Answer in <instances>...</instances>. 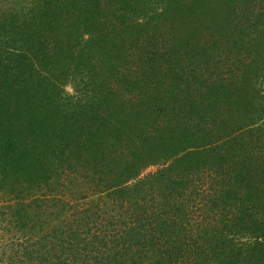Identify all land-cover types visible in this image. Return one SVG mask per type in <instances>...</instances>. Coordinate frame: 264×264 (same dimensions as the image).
I'll return each mask as SVG.
<instances>
[{
    "label": "trees",
    "instance_id": "16d2710c",
    "mask_svg": "<svg viewBox=\"0 0 264 264\" xmlns=\"http://www.w3.org/2000/svg\"><path fill=\"white\" fill-rule=\"evenodd\" d=\"M16 12L0 18L5 263L264 264V0Z\"/></svg>",
    "mask_w": 264,
    "mask_h": 264
},
{
    "label": "rangeland",
    "instance_id": "374dc122",
    "mask_svg": "<svg viewBox=\"0 0 264 264\" xmlns=\"http://www.w3.org/2000/svg\"><path fill=\"white\" fill-rule=\"evenodd\" d=\"M26 2V0H0V18L1 17H7V16H11L14 19H18V15H14L16 14L18 9H21L22 7H24V3ZM17 16V17H16ZM220 60H218V64L221 66L220 71H222V76H224V72L225 69L222 66L223 61L225 60V55L221 54L219 57ZM231 59V58H230ZM218 65V66H219ZM217 66V67H218ZM257 84V83H256ZM262 89H263V93H264V85H261ZM65 91H67V93H72V90L70 87H66ZM239 106H236L235 108V113L233 118L231 119V121L233 122V120L235 119L236 122L233 123H229L227 124V127H232L233 129H235L237 126V120L240 116H244L242 115V109L239 108ZM234 112V111H233ZM246 116H244V118L241 120V123H245ZM263 119H264V106H263ZM234 120V121H235ZM151 170V168L146 169V171ZM12 206V202L10 200V197H5L0 195V207L3 208L4 212L7 211V207H11ZM16 243V241H13L12 238L7 236L6 233V226L5 225H0V264H6V259H7V251L6 248H10L9 246L14 245Z\"/></svg>",
    "mask_w": 264,
    "mask_h": 264
}]
</instances>
